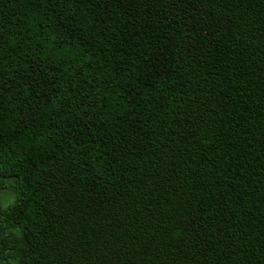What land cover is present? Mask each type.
<instances>
[{
	"label": "trees",
	"instance_id": "1",
	"mask_svg": "<svg viewBox=\"0 0 264 264\" xmlns=\"http://www.w3.org/2000/svg\"><path fill=\"white\" fill-rule=\"evenodd\" d=\"M6 190L0 264H264V0H0Z\"/></svg>",
	"mask_w": 264,
	"mask_h": 264
},
{
	"label": "rangeland",
	"instance_id": "2",
	"mask_svg": "<svg viewBox=\"0 0 264 264\" xmlns=\"http://www.w3.org/2000/svg\"><path fill=\"white\" fill-rule=\"evenodd\" d=\"M13 199V193L10 191L4 192V193H0V206H4L6 202H9Z\"/></svg>",
	"mask_w": 264,
	"mask_h": 264
}]
</instances>
